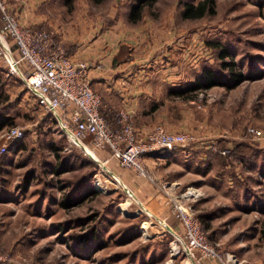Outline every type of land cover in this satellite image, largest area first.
I'll use <instances>...</instances> for the list:
<instances>
[{
  "label": "rangeland",
  "instance_id": "374dc122",
  "mask_svg": "<svg viewBox=\"0 0 264 264\" xmlns=\"http://www.w3.org/2000/svg\"><path fill=\"white\" fill-rule=\"evenodd\" d=\"M182 1L154 0L135 21L127 18L133 0H68V10L89 5L107 21L114 13L133 25L152 27L163 40L169 36L175 48H194L190 57L196 69L190 77L204 64L218 67L219 48H229L244 77L230 87H199L194 101L175 103L189 112L184 119L220 133V148H228L212 158L203 193L189 202L197 214L212 211L205 231L220 250L234 252L242 264H264V136L255 138L249 130L254 126L264 132V0H215V12L198 17L181 16ZM0 87V107L9 116L0 128V143L7 144L0 151V264H180L181 255L169 254L171 235L165 225L148 216L120 182L106 178L89 152L68 144L1 54ZM45 115L48 121L42 125ZM12 123L24 128L22 137L2 135ZM237 142L250 145L251 155L237 154ZM82 181L97 191L61 206L62 194ZM76 216L85 218L65 222ZM94 222L103 241L98 248L96 237L83 235Z\"/></svg>",
  "mask_w": 264,
  "mask_h": 264
},
{
  "label": "crops",
  "instance_id": "0c3cea01",
  "mask_svg": "<svg viewBox=\"0 0 264 264\" xmlns=\"http://www.w3.org/2000/svg\"><path fill=\"white\" fill-rule=\"evenodd\" d=\"M7 1L21 22L48 27L71 56L88 62L90 84L101 95L100 110L110 125H116L117 110L125 108L141 132L155 122L171 129L190 127L194 131L195 138L187 146L143 154V161L158 179L173 180L176 189L186 182L200 188L207 182L212 161L220 155L224 141L213 129L184 119L189 112L175 104L184 99L194 101L195 95L190 93L195 89L177 91L193 78L189 71L196 69V59L190 57L194 48H175L169 36L163 40L152 27L133 25L127 19L114 17V13L108 12L113 18L107 21L108 16L94 12L89 5L69 12L68 0ZM95 152L99 158L107 157V166L133 190L143 207L154 210L151 211L170 225H179L166 196L155 183L121 165L108 149L96 147ZM204 264L220 263L206 258Z\"/></svg>",
  "mask_w": 264,
  "mask_h": 264
},
{
  "label": "built area",
  "instance_id": "2783aa9c",
  "mask_svg": "<svg viewBox=\"0 0 264 264\" xmlns=\"http://www.w3.org/2000/svg\"><path fill=\"white\" fill-rule=\"evenodd\" d=\"M0 21V54L8 71L23 78L37 108L50 117L68 144L83 147L86 151L89 146L91 151L87 152L103 166L106 178L120 182L127 195L136 199L133 190L107 166V157L97 156L96 147L108 149L121 165L145 176L166 196L171 212L178 218V226L170 225L148 208L143 207V210L165 225L171 234L169 254L181 255L180 264H204L206 258H214L220 264H242L234 252L220 250L207 237L199 215L189 202V199L200 196L203 190L193 184L177 190L176 182L158 179L143 161L145 153L170 151L178 144L191 142L195 138L194 132L187 128L171 129L162 122H155L141 132L125 108L117 110L116 125H110L100 110L101 95L90 84L86 60L71 56L63 41L56 38L48 27L21 22L7 0H0ZM249 130L255 138L264 136L260 127L251 126ZM23 134L24 128L17 123L8 125L2 132L6 139H18ZM6 147L4 141L0 143V151ZM219 151L225 153L228 148ZM97 179L102 181L99 176Z\"/></svg>",
  "mask_w": 264,
  "mask_h": 264
},
{
  "label": "trees",
  "instance_id": "16d2710c",
  "mask_svg": "<svg viewBox=\"0 0 264 264\" xmlns=\"http://www.w3.org/2000/svg\"><path fill=\"white\" fill-rule=\"evenodd\" d=\"M94 2H100L102 0H91ZM133 0L132 4L129 6V9L127 11V18L130 21H135L141 16V10L142 7L146 4L147 6L152 5L154 0ZM215 12V0H183L180 14L183 17H198L205 14H212ZM112 20V19H111ZM109 20V21H111ZM217 56L219 57L218 61V67L213 66L210 64H204L200 67L199 73L196 75L194 73L193 78L190 80V83L186 85V87L183 89H178L177 91H187L191 89H197L199 87H208L213 84H220L225 86H232L236 83H238L243 77L244 73L242 69H240L237 65V60L233 57L231 51L229 48L221 47L219 48L217 52ZM2 95V89L0 87V97ZM187 95V94H186ZM190 95H196L194 93H190ZM6 110L3 106L0 107V128L8 121L9 116L5 115ZM48 116V115H47ZM46 115L41 117L42 124L47 123L48 117ZM190 142L185 144H178L187 146ZM239 144H236L235 151L237 154H240L241 156L244 155H251V152L254 150L250 145H244L241 142H237ZM217 156V155H216ZM221 158L227 157V156H220ZM209 166V163L207 162L205 164V169ZM56 171H60L66 168H57L55 167ZM81 178V177H80ZM79 178V179H80ZM80 185V186H79ZM78 186L73 185L71 189L68 191H65L62 196L59 198V203L61 206L68 207L87 195L94 193L97 191V189L85 182L82 181V184H79ZM212 211L211 210H202L199 212V217L201 219V223L203 228L205 229V226L208 225V218L211 216ZM85 217H79L77 218L70 217L65 220V222L68 224L73 220L76 219H84ZM98 228H96V222L91 224L87 231L83 233V235L89 239V238H95L94 247L98 248L103 245V241L98 238ZM81 233V234H82ZM171 235V234H170Z\"/></svg>",
  "mask_w": 264,
  "mask_h": 264
},
{
  "label": "bare ground",
  "instance_id": "6f19581e",
  "mask_svg": "<svg viewBox=\"0 0 264 264\" xmlns=\"http://www.w3.org/2000/svg\"><path fill=\"white\" fill-rule=\"evenodd\" d=\"M86 149H87V151H91V149H90V147L89 146H86ZM99 183H100V180L98 181V186H99ZM102 183V182H101ZM104 184V183H103ZM130 201V200H129ZM127 203H129V202H127ZM127 203H125V204H123V206H125L126 207V205H127ZM125 211H127V210H125ZM144 224H147V221H145V223ZM145 226H147V225H145ZM144 226V227H145Z\"/></svg>",
  "mask_w": 264,
  "mask_h": 264
}]
</instances>
